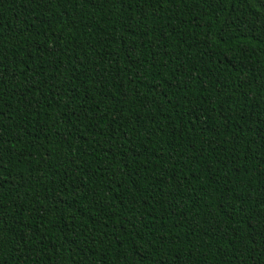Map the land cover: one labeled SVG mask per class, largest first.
Returning <instances> with one entry per match:
<instances>
[{
	"label": "trees",
	"instance_id": "obj_1",
	"mask_svg": "<svg viewBox=\"0 0 264 264\" xmlns=\"http://www.w3.org/2000/svg\"><path fill=\"white\" fill-rule=\"evenodd\" d=\"M0 264H264V0H0Z\"/></svg>",
	"mask_w": 264,
	"mask_h": 264
}]
</instances>
